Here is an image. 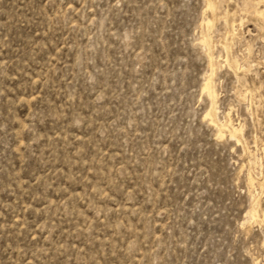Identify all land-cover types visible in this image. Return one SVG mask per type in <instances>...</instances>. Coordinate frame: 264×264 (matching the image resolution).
Segmentation results:
<instances>
[{"label":"rangeland","instance_id":"obj_1","mask_svg":"<svg viewBox=\"0 0 264 264\" xmlns=\"http://www.w3.org/2000/svg\"><path fill=\"white\" fill-rule=\"evenodd\" d=\"M263 11L0 0V264H264Z\"/></svg>","mask_w":264,"mask_h":264},{"label":"bare ground","instance_id":"obj_2","mask_svg":"<svg viewBox=\"0 0 264 264\" xmlns=\"http://www.w3.org/2000/svg\"><path fill=\"white\" fill-rule=\"evenodd\" d=\"M262 15L264 16V11L262 12ZM204 88L207 90V92H208V94L209 95H212L213 96V93H212V91H211V89H210V87H209V80H207L206 81V83H205V85H204ZM213 99V98H212ZM227 125H229L228 123H227ZM233 126V125H232ZM231 126V127H232ZM227 128V127H226ZM219 131H220V128H219ZM220 133V132H219ZM230 133H231V135L232 136H234L235 135V133H238V128H234V127H232L231 128V131H230ZM229 136V135H228ZM233 138V137H232ZM262 211V210H261ZM251 215H252V212H251ZM259 219V218H258ZM263 220V219H262Z\"/></svg>","mask_w":264,"mask_h":264}]
</instances>
